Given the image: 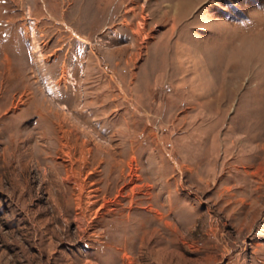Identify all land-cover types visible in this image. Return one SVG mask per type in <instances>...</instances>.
Returning a JSON list of instances; mask_svg holds the SVG:
<instances>
[{"label": "rangeland", "instance_id": "374dc122", "mask_svg": "<svg viewBox=\"0 0 264 264\" xmlns=\"http://www.w3.org/2000/svg\"><path fill=\"white\" fill-rule=\"evenodd\" d=\"M0 264H264V0H0Z\"/></svg>", "mask_w": 264, "mask_h": 264}]
</instances>
